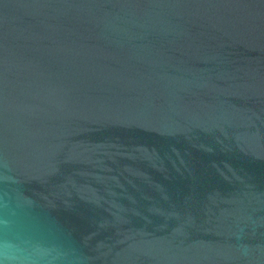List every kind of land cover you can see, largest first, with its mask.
<instances>
[{
  "label": "water",
  "instance_id": "1",
  "mask_svg": "<svg viewBox=\"0 0 264 264\" xmlns=\"http://www.w3.org/2000/svg\"><path fill=\"white\" fill-rule=\"evenodd\" d=\"M5 219L30 264H264V0H0Z\"/></svg>",
  "mask_w": 264,
  "mask_h": 264
},
{
  "label": "clouds",
  "instance_id": "2",
  "mask_svg": "<svg viewBox=\"0 0 264 264\" xmlns=\"http://www.w3.org/2000/svg\"><path fill=\"white\" fill-rule=\"evenodd\" d=\"M0 225L3 228L9 227V221L7 219L0 221ZM0 264H30V261L22 260L20 258H15L10 256L3 248V245L0 244Z\"/></svg>",
  "mask_w": 264,
  "mask_h": 264
}]
</instances>
